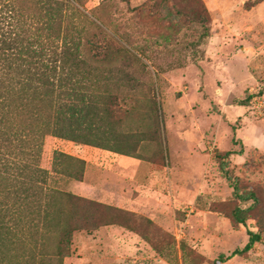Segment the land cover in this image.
Instances as JSON below:
<instances>
[{
    "label": "rangeland",
    "instance_id": "374dc122",
    "mask_svg": "<svg viewBox=\"0 0 264 264\" xmlns=\"http://www.w3.org/2000/svg\"><path fill=\"white\" fill-rule=\"evenodd\" d=\"M82 1L139 59L104 74L123 107L128 142L118 148L132 153L48 136L41 166L62 190L133 213L137 228L77 231L63 264H264V0H202L211 27L202 46L201 27L159 0ZM56 151L85 160L82 182L53 173ZM227 152L230 177L259 200L238 229L225 215L253 202L233 199L217 158ZM247 228L262 241L232 255Z\"/></svg>",
    "mask_w": 264,
    "mask_h": 264
},
{
    "label": "trees",
    "instance_id": "16d2710c",
    "mask_svg": "<svg viewBox=\"0 0 264 264\" xmlns=\"http://www.w3.org/2000/svg\"><path fill=\"white\" fill-rule=\"evenodd\" d=\"M159 1L178 9L177 21L201 27L195 46L211 36L202 0ZM188 6L196 10L187 13ZM83 8L82 0H0V264H63L77 231L137 228L133 213L62 190L41 166L48 136L132 153L118 148L128 142L119 133L123 107L105 88L104 74L134 67L139 59ZM232 154L217 156L220 171L233 184V199L253 202L225 215L238 229L247 227L246 214L259 200L230 177L225 159ZM85 165L79 157L54 153L56 176L82 182ZM247 234L246 246L232 255L262 241L260 232L247 228Z\"/></svg>",
    "mask_w": 264,
    "mask_h": 264
},
{
    "label": "crops",
    "instance_id": "0c3cea01",
    "mask_svg": "<svg viewBox=\"0 0 264 264\" xmlns=\"http://www.w3.org/2000/svg\"><path fill=\"white\" fill-rule=\"evenodd\" d=\"M127 161H129V160H127Z\"/></svg>",
    "mask_w": 264,
    "mask_h": 264
}]
</instances>
